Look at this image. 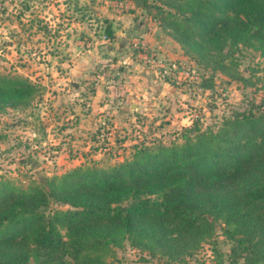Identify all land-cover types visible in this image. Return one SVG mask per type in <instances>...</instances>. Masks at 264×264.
<instances>
[{
    "label": "rangeland",
    "instance_id": "rangeland-1",
    "mask_svg": "<svg viewBox=\"0 0 264 264\" xmlns=\"http://www.w3.org/2000/svg\"><path fill=\"white\" fill-rule=\"evenodd\" d=\"M163 1L0 0V73L34 85L27 104L0 107V189L45 185L74 166L106 167L138 146L180 142L192 121L214 129L235 112L264 111V57L255 44L188 51L164 22L175 9ZM93 102L107 104L92 109ZM88 116L94 122L78 125ZM66 206L50 200L47 211ZM233 244L217 222L179 258L124 240L104 259L240 264Z\"/></svg>",
    "mask_w": 264,
    "mask_h": 264
},
{
    "label": "trees",
    "instance_id": "trees-1",
    "mask_svg": "<svg viewBox=\"0 0 264 264\" xmlns=\"http://www.w3.org/2000/svg\"><path fill=\"white\" fill-rule=\"evenodd\" d=\"M163 2L175 9L165 24L188 51L242 42L264 57V0ZM33 91L26 78L0 73V107L25 105ZM180 137L110 166H74L45 185L1 188L0 264H105L124 240L179 258L217 222L240 264H264V111L235 112L214 129L192 121ZM50 200L67 206L47 211Z\"/></svg>",
    "mask_w": 264,
    "mask_h": 264
},
{
    "label": "crops",
    "instance_id": "crops-1",
    "mask_svg": "<svg viewBox=\"0 0 264 264\" xmlns=\"http://www.w3.org/2000/svg\"><path fill=\"white\" fill-rule=\"evenodd\" d=\"M95 92H99L97 87L95 89ZM120 99H121V97H120ZM106 104H107L106 102L102 103V104H99L98 102H93V104L91 106H93L92 109L97 108V107H99L101 109V108H105ZM75 108H77V105H75ZM78 118H79L78 125L82 124L83 122H86L89 125L91 123V120H92V116H88L87 118L86 117H78ZM92 121L94 122V119ZM84 127H86V125Z\"/></svg>",
    "mask_w": 264,
    "mask_h": 264
}]
</instances>
